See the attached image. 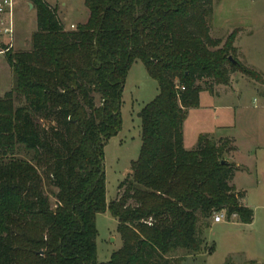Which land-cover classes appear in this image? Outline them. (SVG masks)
<instances>
[{"label":"trees","instance_id":"1","mask_svg":"<svg viewBox=\"0 0 264 264\" xmlns=\"http://www.w3.org/2000/svg\"><path fill=\"white\" fill-rule=\"evenodd\" d=\"M31 4L30 50L7 54L12 87L0 97V264H180L177 251H200L201 221L224 211L252 222L232 184L238 169L223 159L230 141L200 134L183 147L199 81L227 85L234 70L257 79L228 59L233 34L212 38L213 0H84L88 17L73 30L45 1ZM137 60L158 93L139 112L141 145L122 193L106 203L103 149L121 129ZM106 210L121 247L98 262L95 218Z\"/></svg>","mask_w":264,"mask_h":264},{"label":"rangeland","instance_id":"2","mask_svg":"<svg viewBox=\"0 0 264 264\" xmlns=\"http://www.w3.org/2000/svg\"><path fill=\"white\" fill-rule=\"evenodd\" d=\"M43 1L56 8L65 30L75 29L88 17L84 0ZM29 3L31 0H13L12 15L0 16L3 27H8L11 19L13 25L12 46L5 51L6 55L30 50V36L36 29V20L35 9L29 8ZM210 25L212 38L221 39V44L230 34L234 35L232 59L245 71L256 74L257 79L234 70L227 85H214L210 80L198 82L204 89L198 95L199 105L187 110L182 126L185 146L190 149L195 143V133H218L221 136L226 133H264V0H213ZM3 27L0 26V30ZM0 35L7 43L8 35ZM209 83L210 91L206 90ZM157 93V82L148 76L139 60L135 61L127 72L121 95V129L103 149L106 203L122 193L119 184L128 176L130 163L136 160L141 145L139 112ZM94 101L98 104L97 96ZM15 105L19 103L15 102ZM38 125L44 129L52 124L39 121ZM225 157L223 154V159ZM51 189L56 192L54 187ZM254 196V192L250 193L251 198ZM49 197L53 203V196L49 194ZM218 213L224 215L220 222L214 223L209 218L200 223V251L187 254L179 250L172 256L182 257L180 264H247L249 260L264 264V235L242 231L228 222L230 219L224 211ZM95 225L96 259L106 262L121 247L117 221L106 210L96 215Z\"/></svg>","mask_w":264,"mask_h":264},{"label":"crops","instance_id":"3","mask_svg":"<svg viewBox=\"0 0 264 264\" xmlns=\"http://www.w3.org/2000/svg\"><path fill=\"white\" fill-rule=\"evenodd\" d=\"M5 45L7 46L6 38L0 35V97L12 87V71L7 62L6 53L2 52L6 49ZM200 134L209 135L215 140H229L234 148L225 153V160L238 169L232 184L238 192L243 193L240 202L253 211V218L249 224L240 223L236 216H232L228 222L242 231L247 230L259 236L264 235V133H226L225 136L218 133H195L193 148ZM182 136L183 147L186 150L193 149L185 146L184 133ZM239 178L242 179L241 182ZM252 192L255 193L254 198L250 197ZM259 211L262 212L259 213ZM249 261L254 262V260Z\"/></svg>","mask_w":264,"mask_h":264},{"label":"built area","instance_id":"4","mask_svg":"<svg viewBox=\"0 0 264 264\" xmlns=\"http://www.w3.org/2000/svg\"><path fill=\"white\" fill-rule=\"evenodd\" d=\"M13 12V0H0V16L5 15L8 13L9 16L12 15ZM0 26L3 27V21L0 20ZM0 33H3L5 35H8V42L7 47L4 51H7L12 46V33H13V25H12V19L8 27H3L0 30ZM224 218L223 213H215L212 217V220L214 223L220 222Z\"/></svg>","mask_w":264,"mask_h":264},{"label":"water","instance_id":"5","mask_svg":"<svg viewBox=\"0 0 264 264\" xmlns=\"http://www.w3.org/2000/svg\"><path fill=\"white\" fill-rule=\"evenodd\" d=\"M29 8H32V4H31V3H29ZM228 59H229L232 63L236 64V61L233 60L232 57H228Z\"/></svg>","mask_w":264,"mask_h":264}]
</instances>
